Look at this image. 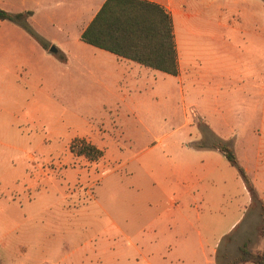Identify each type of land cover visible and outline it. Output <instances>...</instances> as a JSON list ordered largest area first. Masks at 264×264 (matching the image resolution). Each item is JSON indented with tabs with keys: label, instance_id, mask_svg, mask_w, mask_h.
<instances>
[{
	"label": "rangeland",
	"instance_id": "374dc122",
	"mask_svg": "<svg viewBox=\"0 0 264 264\" xmlns=\"http://www.w3.org/2000/svg\"><path fill=\"white\" fill-rule=\"evenodd\" d=\"M207 2L203 17L206 23L202 27L198 22L201 18H195L181 41L192 75V87L185 91L184 98L177 77L156 70V84L151 89L142 88L136 104L130 98L121 99L122 92L129 94L128 89H113L116 97L108 100L105 90L90 85L85 70L73 73L75 67H86L89 58L83 55L65 64L62 53L52 54L50 48L55 45L49 42L44 58L31 53L26 69L20 67L10 73L12 58L7 56L6 42H0V199L11 185L21 187L28 181L44 191L42 203L50 208L40 218L45 228L47 221L57 224V233L52 237L60 240L61 247L58 257L46 256L42 264H146L117 258L105 261L103 247L110 244L117 253L118 244H126L123 237L116 233L109 239L96 230L89 233L81 229L79 223L85 221V216L80 212L73 228L70 224L74 219L63 210L68 205L76 206L101 221L103 209L112 216L118 209L162 212L167 208L164 200L178 193L173 181L182 174L181 164H185L184 173L201 184L191 187V208L196 203L193 192L199 188L204 195L202 203H197L200 212L209 220L215 213L216 219L221 217L220 224L215 220L214 233L221 228L218 244L222 252L232 257L244 241L253 252L263 248L260 204L264 202V153L257 157L260 160H254L259 149H264V37H260L264 35V0H216L215 5ZM41 15L43 12L38 18ZM111 62L107 58L99 61L110 66L109 76L115 81L119 76L128 79L132 75L117 73ZM40 76L45 78V97L35 96L32 86ZM97 76L101 77V72ZM147 77L148 81L150 75ZM89 129L104 134L111 153L109 164H100L101 158L76 159L71 152L72 140ZM217 138L234 148L258 197H250L234 230L229 227L239 213L237 205L246 199L244 181L222 152L202 145ZM83 167L96 176L89 187L81 181ZM149 196H157V201L144 208L138 198ZM58 211V219L53 215L48 218ZM15 219L19 225L0 214V229L7 221L10 227H35L34 217L26 221L21 213ZM210 222L213 226L214 219ZM227 234L232 238L223 239ZM184 236L188 245L183 244V248L178 246L180 233L163 237L170 243L169 253L174 259L163 264H207L197 230L190 228ZM178 255L182 261H175Z\"/></svg>",
	"mask_w": 264,
	"mask_h": 264
},
{
	"label": "crops",
	"instance_id": "0c3cea01",
	"mask_svg": "<svg viewBox=\"0 0 264 264\" xmlns=\"http://www.w3.org/2000/svg\"><path fill=\"white\" fill-rule=\"evenodd\" d=\"M149 1L159 3L166 8L172 16L179 63V73L173 76L177 77L176 79H178L180 91L184 98L185 91L192 87V84L189 82L192 75L190 64L185 57L184 44H182L181 41L183 39L184 30L191 27L193 24L192 21H196L195 18H201L198 22L201 23L202 27L204 26L203 23H206V19L203 18L205 17L204 8L206 0ZM104 2L105 0H0V7L12 13L32 11V14L28 18V22H31L32 28L43 37L45 41L57 47V53H62L65 57V64H71L73 58H79L83 55L90 59L89 64H85L86 67L81 66L80 68H73V73H77L78 71L80 74V71L85 70L87 74L86 78L90 82V85L95 84L99 89L105 90V98L108 100L116 97L115 94L111 92L113 89L117 88L120 89V91L128 89L129 94L122 92L121 99L125 101L127 98H130L131 103L134 105L138 100V94L141 93L142 88L147 89L150 87L149 89H151L152 84H156L157 71L160 70L145 66L131 59L120 57L82 40V32L89 25ZM207 3L209 5H215L216 0H208ZM39 12H43L41 18H38ZM0 32H3L0 34V42H6L7 47H5V49H8V51H6L7 56L12 58L11 64L9 65V69H11L10 73L16 68L22 67L26 69L28 56H30L31 53H37L41 55L42 58L46 56V49L21 25L10 20H0ZM260 37H264V35ZM211 38L214 40V36ZM75 51L76 54L74 53ZM57 53L52 54L56 56ZM101 58H107L109 62L112 61V66L117 73H128L132 75L129 76L128 79L127 76H124V78L119 76V80L115 81L109 76L111 73L110 66L99 63ZM55 60L57 64V59ZM43 72L44 71H42V75ZM99 72H101V77L97 76ZM143 75H145V77H143ZM147 75H150L148 81ZM152 75L153 80L151 79ZM54 84L57 85V78H55ZM44 85L45 78L43 76L38 77L35 81V85H32L36 91L35 96L45 97ZM24 86L27 90L30 89L27 84ZM196 111L198 112L197 109H195V112ZM77 137L85 138L103 150L100 164H103L104 161L108 164L111 162L109 145L104 141L105 136L101 130H85V132L79 134ZM260 153H264V149H259L254 161L260 160L257 158ZM75 158L80 159L78 156ZM184 166L185 164H181L183 170ZM81 170V181L85 182L84 185L86 184L87 187H89L94 184L93 182L96 180V176L93 175V172H88L86 167H83ZM183 170L180 177L178 176L179 178L177 177L176 180L173 181V185L177 187L178 193L164 200L167 208L162 212L148 210L138 211V209H134V213H132L128 210L118 209L117 215L112 216L109 211L103 209L102 219L104 220L101 221L95 219L92 213H87L85 209L79 210L76 206L70 208V205H68L63 211H66L67 216L74 219L70 224L73 228L75 227L74 225L78 224L77 216L80 212L85 216V221L79 223L81 229L90 230V232L88 231L89 233H94L96 230V232L98 231V233H101V235L109 239L111 238L110 235L116 233L123 237L126 244H118V252L120 251V255L108 244L103 247V253L107 254V258L106 260L103 258L102 261H109L110 258H112L113 261H115L116 258L118 261H145L146 264H156L153 261H163L159 264L174 261L172 255L169 253L171 245L166 238L163 240V237L175 232L180 233L182 238L178 240V246L181 245L183 248V244L188 245V239L184 235L190 228H193L197 230V233L202 237V250L206 263L216 264L215 254L219 245V238L222 236L221 228L218 232H214L217 231L216 227L220 224L221 217H217L216 219L215 213V215L211 217L214 219V225L212 226V222H210L211 218L209 220L206 215L200 212L197 203H202L204 195L200 192L199 188L196 193L193 192V200H195L196 203L193 208H191V203L189 202L192 195L191 187L195 184L198 186L201 184L194 182L195 180L191 179ZM78 173H80V170ZM32 183L34 182L28 181L21 187L11 185V188L8 189L5 194L1 193L4 199H0V214L5 215V217L11 219L12 222L16 221L18 224L15 225H19V220H16L15 217L20 216L21 213L23 214V220L26 219V221H28L29 218L34 217L37 221H34L35 227L28 226L24 229L15 225L12 227L6 226V223L9 221L1 227L0 264H42L46 256H48L49 259H54L56 256H59L61 242L57 237H52V234L54 235L57 233V224L50 220L47 221L48 227L45 228V222L40 216L45 217V215L42 216V214L50 207L44 208L45 205L42 202L45 200V193ZM247 191L248 189L244 183V196L246 199L237 205L239 207V213L231 221L229 230L232 228L234 230L239 226L241 214L247 210V204L250 202L251 197V195L249 196V191L248 193ZM198 192L201 195L195 196ZM96 199L97 196H95V200ZM58 200L59 198H57V203L59 202ZM138 201L141 204L143 203L142 205L144 208L146 206L149 207L148 205H152V202L157 201V196L141 197L140 199L138 198ZM136 207H138V205H135V208ZM59 214V211L57 213H51L48 218H51L52 215L53 217H57ZM215 220L217 221V225ZM40 221H42L41 225L39 224ZM51 227L53 228L52 231ZM73 228H70V230ZM212 233L213 239H211ZM209 234L211 236H208ZM131 235H133V237ZM111 251L112 255L110 253ZM136 256H139V259H136ZM17 258H21V260L16 261ZM180 260L182 261L181 257L178 255L175 261ZM240 264L252 263L246 262Z\"/></svg>",
	"mask_w": 264,
	"mask_h": 264
},
{
	"label": "trees",
	"instance_id": "16d2710c",
	"mask_svg": "<svg viewBox=\"0 0 264 264\" xmlns=\"http://www.w3.org/2000/svg\"><path fill=\"white\" fill-rule=\"evenodd\" d=\"M32 11L12 13L0 7V20H10L24 27L47 49L45 41L29 24ZM84 42L112 52L120 57L134 60L145 66L171 75H178L179 63L173 20L170 12L159 3L149 0H105L94 18L81 34ZM63 58L64 55L60 54ZM221 151L229 163L235 166L242 177L251 197L257 199L255 186L241 165L234 148L220 138L211 144H202ZM74 155L98 160L103 150L85 138L76 137L70 143ZM262 222L260 234L264 239V203L261 202ZM231 239L227 234L223 239ZM222 239V241H223ZM222 243V242H221ZM244 241L234 256L222 252L221 245L216 251L217 264H264V247L253 252Z\"/></svg>",
	"mask_w": 264,
	"mask_h": 264
},
{
	"label": "water",
	"instance_id": "95a60500",
	"mask_svg": "<svg viewBox=\"0 0 264 264\" xmlns=\"http://www.w3.org/2000/svg\"><path fill=\"white\" fill-rule=\"evenodd\" d=\"M50 51L53 52V53H57L58 52V49L55 46H52L50 48Z\"/></svg>",
	"mask_w": 264,
	"mask_h": 264
}]
</instances>
